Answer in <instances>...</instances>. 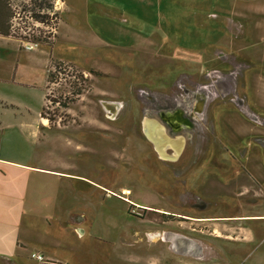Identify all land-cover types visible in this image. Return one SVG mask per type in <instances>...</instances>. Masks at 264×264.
<instances>
[{
  "label": "rangeland",
  "instance_id": "374dc122",
  "mask_svg": "<svg viewBox=\"0 0 264 264\" xmlns=\"http://www.w3.org/2000/svg\"><path fill=\"white\" fill-rule=\"evenodd\" d=\"M7 1L11 35L48 45L37 90L55 74L45 142L15 148L66 172L47 202L82 216L83 236L52 220L63 242L44 257L264 264V0ZM167 111L180 112L178 127ZM146 118L184 138L178 161L159 157ZM247 229L259 244L238 241Z\"/></svg>",
  "mask_w": 264,
  "mask_h": 264
},
{
  "label": "crops",
  "instance_id": "0c3cea01",
  "mask_svg": "<svg viewBox=\"0 0 264 264\" xmlns=\"http://www.w3.org/2000/svg\"><path fill=\"white\" fill-rule=\"evenodd\" d=\"M61 21L59 17L58 27ZM44 46L48 45L27 50L20 38L0 34V264H28L29 257L34 258L32 253L53 259L63 241L52 234V220L53 226L69 228L75 234L82 221L81 215L73 211L67 215L65 208L60 211L58 206L47 202L51 196L49 181L66 178L62 176L66 172L47 162L34 164L39 158L33 155L36 149L19 152L15 148L41 147L49 129L48 119L42 115L48 73L39 91L34 83L37 64L47 72L50 66L51 54ZM243 228L246 227L242 225ZM247 231L238 241L259 244L258 234Z\"/></svg>",
  "mask_w": 264,
  "mask_h": 264
},
{
  "label": "bare ground",
  "instance_id": "6f19581e",
  "mask_svg": "<svg viewBox=\"0 0 264 264\" xmlns=\"http://www.w3.org/2000/svg\"><path fill=\"white\" fill-rule=\"evenodd\" d=\"M107 109V107H106ZM109 113H112V111L107 110ZM155 123L150 122L149 120L144 119V130L147 134L151 135L150 137L153 139L154 145L156 147V150L158 151L159 155L162 158H170V159H177L180 153L182 152L183 144H184V138L181 139H172L168 136H165L164 128L160 129L156 125V129L154 128ZM172 148L174 152L172 154L167 153L168 149ZM169 156V157H168ZM128 192V191H125ZM129 193V192H128ZM81 235L83 236V230H79ZM153 240H158V237L154 234H151Z\"/></svg>",
  "mask_w": 264,
  "mask_h": 264
},
{
  "label": "trees",
  "instance_id": "16d2710c",
  "mask_svg": "<svg viewBox=\"0 0 264 264\" xmlns=\"http://www.w3.org/2000/svg\"><path fill=\"white\" fill-rule=\"evenodd\" d=\"M52 4L48 6V8H51ZM11 17H12V8L10 3L7 0H0V34L3 35H11L10 29H11ZM61 62H56L54 66L56 68L61 67ZM55 74L54 72H49L48 77H53ZM44 107L42 109V115ZM45 117V116H44Z\"/></svg>",
  "mask_w": 264,
  "mask_h": 264
},
{
  "label": "built area",
  "instance_id": "2783aa9c",
  "mask_svg": "<svg viewBox=\"0 0 264 264\" xmlns=\"http://www.w3.org/2000/svg\"><path fill=\"white\" fill-rule=\"evenodd\" d=\"M55 9H58L59 7L57 6V4L54 6ZM59 11V10H58ZM58 23H56V26H57ZM14 27L12 26L11 24V30L14 31L13 29ZM20 37V36H19ZM20 39L24 42V47L27 48V49H32L34 48L35 46H37V42H32L30 41L29 39L25 38V37H20ZM31 42V43H30ZM32 257L36 258L37 260L39 261H43V262H47L48 264H61L59 262H56V261H50V260H47L42 254H39V253H32Z\"/></svg>",
  "mask_w": 264,
  "mask_h": 264
},
{
  "label": "flooded vegetation",
  "instance_id": "af4514ba",
  "mask_svg": "<svg viewBox=\"0 0 264 264\" xmlns=\"http://www.w3.org/2000/svg\"><path fill=\"white\" fill-rule=\"evenodd\" d=\"M198 103H200V102H197V104H196V108L197 109H201V108H199L198 107ZM160 115V117L162 118V116L163 117H165V118H167V119H171L172 121H176V120H178L179 121V117H180V112H177V111H167V112H163V113H160L159 114ZM172 118H174V119H172ZM174 121V122H175ZM178 124H179V122H175L174 123V126H176V127H178ZM141 129L143 130L144 129V123H142L141 124ZM184 150V149H183ZM183 150H182V152H183ZM168 151H170L171 153H173V149H168ZM182 152H181V154L178 156V158L177 159H171V161H178L179 160V157H181V155H182ZM170 153V154H171ZM159 154V153H158ZM159 157L161 158V159H164V158H162L160 155H159ZM164 160H166V161H169L170 159H164Z\"/></svg>",
  "mask_w": 264,
  "mask_h": 264
},
{
  "label": "water",
  "instance_id": "95a60500",
  "mask_svg": "<svg viewBox=\"0 0 264 264\" xmlns=\"http://www.w3.org/2000/svg\"><path fill=\"white\" fill-rule=\"evenodd\" d=\"M112 104H114V105H116L117 106V104L116 103H112ZM146 120H149L150 122H154L156 125H157V127H159L160 129H162L163 128V126L156 120V119H151V118H146ZM145 133H146V131H145ZM147 134V133H146ZM148 135V137L151 139V140H153L150 136L151 135H149V134H147ZM165 136H167V135H165ZM169 157V156H168Z\"/></svg>",
  "mask_w": 264,
  "mask_h": 264
}]
</instances>
